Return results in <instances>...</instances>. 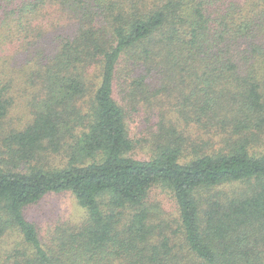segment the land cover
I'll use <instances>...</instances> for the list:
<instances>
[{"label":"trees","instance_id":"16d2710c","mask_svg":"<svg viewBox=\"0 0 264 264\" xmlns=\"http://www.w3.org/2000/svg\"><path fill=\"white\" fill-rule=\"evenodd\" d=\"M177 88L225 147L161 120L133 156L123 100ZM230 182L247 185L213 191ZM68 191L86 215L44 241L26 209ZM0 264H264V0H0Z\"/></svg>","mask_w":264,"mask_h":264},{"label":"rangeland","instance_id":"374dc122","mask_svg":"<svg viewBox=\"0 0 264 264\" xmlns=\"http://www.w3.org/2000/svg\"><path fill=\"white\" fill-rule=\"evenodd\" d=\"M141 72V69H138ZM141 74V73H139ZM149 79V78H148ZM150 85V83H149ZM174 84H172V87ZM155 90V89H153ZM152 90L145 89V95H150ZM184 92L180 88L174 91L166 92L153 98L151 95V103L146 104L130 102L127 97L123 100L127 110L129 111L128 125L132 137L136 142V148L133 156L139 159H149L154 154L152 146L153 136L156 133L157 123L165 121L172 124L177 131L182 134L188 146L199 147L202 151H218L225 147L226 135L224 133L212 134L211 126L204 123L194 121L191 115L184 111L183 103L186 101ZM122 100V97H121ZM37 109L38 107L35 106ZM17 109V110H16ZM11 112L14 118V124H20V120H24L29 112L22 110V106ZM188 110V109H187ZM191 151V150H190ZM46 160L41 159V164L45 163L50 166H63L66 163V156L63 153L51 154ZM247 184L239 182H230L217 186L213 191L221 192L225 198L242 190ZM203 197H209L208 192H201ZM212 195V194H211ZM201 201H204L199 196ZM149 202L158 204L154 207V212L159 218H172L178 215V207L168 187H154L149 196ZM26 215L42 229L44 241L49 239V232L57 231V228L64 222H79L86 215V211L82 208L72 192L50 193L42 198L36 204L26 209Z\"/></svg>","mask_w":264,"mask_h":264}]
</instances>
